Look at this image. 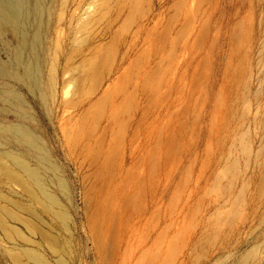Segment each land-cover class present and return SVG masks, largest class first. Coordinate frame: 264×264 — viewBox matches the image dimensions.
I'll return each instance as SVG.
<instances>
[{"label":"rangeland","instance_id":"1","mask_svg":"<svg viewBox=\"0 0 264 264\" xmlns=\"http://www.w3.org/2000/svg\"><path fill=\"white\" fill-rule=\"evenodd\" d=\"M11 2L0 152L47 177L68 220L37 211L54 247L10 223L31 242L0 230V264H264V0Z\"/></svg>","mask_w":264,"mask_h":264},{"label":"bare ground","instance_id":"2","mask_svg":"<svg viewBox=\"0 0 264 264\" xmlns=\"http://www.w3.org/2000/svg\"><path fill=\"white\" fill-rule=\"evenodd\" d=\"M41 0H37V8L40 7ZM9 9L14 14L23 13L27 6L24 0H12L9 3ZM32 71V68L30 69ZM28 152L33 153L34 148L28 147ZM36 162L41 164L46 161L43 156L35 154ZM47 170V168H43ZM56 178H52L53 181ZM47 177L40 174V172L23 157L14 152H0V182L6 183L8 186H16L21 189L34 204L33 209H24L14 199L10 200L4 195L0 194V230L9 239L19 238L25 242H31L30 239L24 237L22 232L10 225L20 224L28 230L32 235L40 237L48 245L54 247L56 240L48 232L44 231L40 226L41 218L37 211L42 210L47 215L52 217L53 221L61 222L64 226L67 225V215L63 210V206L54 191L50 189L47 184ZM57 184V183H56ZM55 184V186H56ZM56 189H63V183L58 180ZM25 213V217L21 216V212ZM27 257L35 264H46L42 254L37 252H26ZM13 260L16 264H30L25 263L21 259V255L17 252L13 254Z\"/></svg>","mask_w":264,"mask_h":264}]
</instances>
